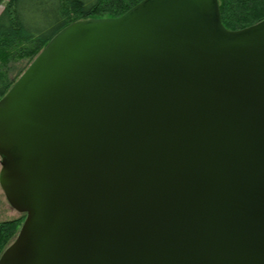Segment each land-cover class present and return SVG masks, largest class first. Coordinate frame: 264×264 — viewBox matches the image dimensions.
Instances as JSON below:
<instances>
[{
	"label": "water",
	"instance_id": "obj_1",
	"mask_svg": "<svg viewBox=\"0 0 264 264\" xmlns=\"http://www.w3.org/2000/svg\"><path fill=\"white\" fill-rule=\"evenodd\" d=\"M0 264H264V21L143 0L74 22L0 101Z\"/></svg>",
	"mask_w": 264,
	"mask_h": 264
},
{
	"label": "trees",
	"instance_id": "obj_2",
	"mask_svg": "<svg viewBox=\"0 0 264 264\" xmlns=\"http://www.w3.org/2000/svg\"><path fill=\"white\" fill-rule=\"evenodd\" d=\"M143 0H0V101L51 40L74 22L118 19ZM223 26L244 30L264 21V0H219ZM19 220L0 223V257Z\"/></svg>",
	"mask_w": 264,
	"mask_h": 264
},
{
	"label": "rangeland",
	"instance_id": "obj_3",
	"mask_svg": "<svg viewBox=\"0 0 264 264\" xmlns=\"http://www.w3.org/2000/svg\"><path fill=\"white\" fill-rule=\"evenodd\" d=\"M6 2L7 0H4L1 6V10L4 9ZM1 169L2 167H1V158H0V171ZM25 217H26L25 215H22L19 212H16L14 209L11 208L9 202L6 200L4 191L2 190L0 186V223H2V221H13V220L20 219L21 220L20 223L23 225Z\"/></svg>",
	"mask_w": 264,
	"mask_h": 264
},
{
	"label": "flooded vegetation",
	"instance_id": "obj_4",
	"mask_svg": "<svg viewBox=\"0 0 264 264\" xmlns=\"http://www.w3.org/2000/svg\"><path fill=\"white\" fill-rule=\"evenodd\" d=\"M26 216V214H24ZM26 218V217H25ZM25 221V220H24Z\"/></svg>",
	"mask_w": 264,
	"mask_h": 264
}]
</instances>
